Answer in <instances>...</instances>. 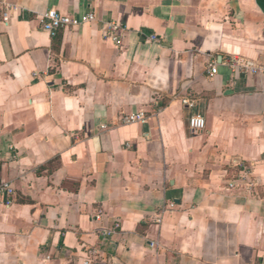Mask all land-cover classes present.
Wrapping results in <instances>:
<instances>
[{
    "label": "crops",
    "instance_id": "crops-1",
    "mask_svg": "<svg viewBox=\"0 0 264 264\" xmlns=\"http://www.w3.org/2000/svg\"><path fill=\"white\" fill-rule=\"evenodd\" d=\"M4 183L0 264H264V0H2Z\"/></svg>",
    "mask_w": 264,
    "mask_h": 264
},
{
    "label": "built area",
    "instance_id": "built-area-1",
    "mask_svg": "<svg viewBox=\"0 0 264 264\" xmlns=\"http://www.w3.org/2000/svg\"><path fill=\"white\" fill-rule=\"evenodd\" d=\"M2 3V0H0V4ZM6 10V9H4ZM4 19L7 20L6 18V13H4ZM97 20L95 13H88L86 15H82L80 17H75V16H68V15H63L59 13L56 10H49L47 11L41 19V27L44 31L49 32L52 36H55L61 29H68V28H78L81 25L84 24H89L92 22H95ZM106 29L110 33L112 39L115 41V43L118 46L123 45V36L124 33L126 32V29L116 25L114 23H107L106 24ZM150 41H158V38L156 36H151L149 38ZM230 66L232 67L233 71L235 73H238L244 68H248L250 65H247V67H242L237 59H232L230 61ZM208 74L213 77L214 75L217 74L218 70L215 65H210L209 67ZM185 104H188L189 106H193L194 104L189 103L187 100L184 101ZM147 116L144 111L140 113H134L131 115H125L121 122L124 125H129L133 123H146ZM206 127V122L205 119L202 116H193L190 120V130L192 133H197L200 131H203ZM102 128H105L102 127ZM236 183H232L230 186L233 187L235 186ZM12 186L10 183H4L0 187V193L1 194H8L11 195L13 193ZM93 220L97 223H101L104 220L105 213L102 208L96 209L94 214L92 215ZM158 222H161V219H157ZM119 228V224H115L113 228H104L103 229V235L105 236H110L114 234ZM90 254L95 255L96 251H89ZM86 264H90V262H86Z\"/></svg>",
    "mask_w": 264,
    "mask_h": 264
}]
</instances>
